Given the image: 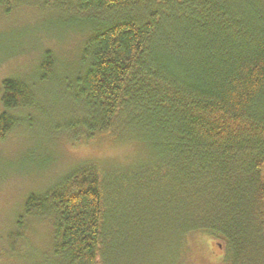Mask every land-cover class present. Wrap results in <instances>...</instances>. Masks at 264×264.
Instances as JSON below:
<instances>
[{
    "label": "trees",
    "instance_id": "obj_1",
    "mask_svg": "<svg viewBox=\"0 0 264 264\" xmlns=\"http://www.w3.org/2000/svg\"><path fill=\"white\" fill-rule=\"evenodd\" d=\"M63 1L35 5L91 25L68 127L154 158L122 178L83 164L31 194L25 214L54 234L41 264H264V0ZM54 68L48 50L42 78ZM34 88L2 82L0 141L23 124L11 111L41 109ZM29 228L5 235L1 264L36 250Z\"/></svg>",
    "mask_w": 264,
    "mask_h": 264
},
{
    "label": "rangeland",
    "instance_id": "obj_2",
    "mask_svg": "<svg viewBox=\"0 0 264 264\" xmlns=\"http://www.w3.org/2000/svg\"><path fill=\"white\" fill-rule=\"evenodd\" d=\"M46 2L13 0L10 9L14 10L10 13L5 6L0 7V61L4 60L0 64V88L5 79H22L35 86L41 100V109L11 111L23 124L0 141V242L18 229L24 217L30 226L29 240L36 249L10 251L12 264H41L52 252V223L25 214V203L31 194L44 193L83 164L95 163L122 178L124 169L145 166L154 158L150 147L138 140L114 147L100 146L87 141L88 134L83 130L68 127L79 115L72 94L91 25H85L69 10L44 11L36 6ZM63 3L71 9L79 0ZM48 50L57 68L44 79L41 64ZM16 52L22 53L15 55Z\"/></svg>",
    "mask_w": 264,
    "mask_h": 264
}]
</instances>
